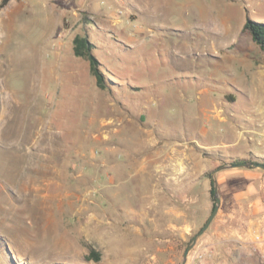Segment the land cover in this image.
<instances>
[{"label":"rangeland","instance_id":"1","mask_svg":"<svg viewBox=\"0 0 264 264\" xmlns=\"http://www.w3.org/2000/svg\"><path fill=\"white\" fill-rule=\"evenodd\" d=\"M249 20L264 23V0H10L0 9V264H144L157 247L114 246L126 232L100 226L108 187L119 190L126 164L152 152L141 145L181 133L204 141L202 107L229 83L262 89L264 48ZM77 35L94 44L104 87L75 55ZM187 242L174 262L155 264H180Z\"/></svg>","mask_w":264,"mask_h":264},{"label":"crops","instance_id":"2","mask_svg":"<svg viewBox=\"0 0 264 264\" xmlns=\"http://www.w3.org/2000/svg\"><path fill=\"white\" fill-rule=\"evenodd\" d=\"M255 69L264 77V56ZM232 83L221 98L202 107L204 141L181 133L160 148L141 145V151L152 152L144 158L137 154L126 164L119 190L108 187L110 213L100 226L126 232L125 238H111L114 246L157 247L144 264L174 262L180 246L203 227L214 208L212 173L223 161L264 162V81L262 89L253 90ZM216 178L221 207L186 264H264V170L226 168ZM115 197L124 205V217L114 208ZM172 248L177 254L167 258Z\"/></svg>","mask_w":264,"mask_h":264},{"label":"trees","instance_id":"3","mask_svg":"<svg viewBox=\"0 0 264 264\" xmlns=\"http://www.w3.org/2000/svg\"><path fill=\"white\" fill-rule=\"evenodd\" d=\"M10 0H1L0 1V9L4 8ZM245 30L249 31L253 39L259 43L263 48H264V23L260 22H254L249 20L245 24ZM74 53L77 57H82L85 58L86 60H89L90 65H91V71L93 75L97 78L98 83L100 84L101 87H104V76L100 70V63L97 60V58L93 55L92 50L94 48V44L89 40L87 36H81L77 35L74 40ZM249 160L245 159H236L234 161L235 164H239L241 162H245ZM258 161V160H256ZM255 161V162H256ZM260 162V161H258ZM211 177V176H209ZM212 196L214 199V206H215V192H214V186L212 188ZM189 242H187L186 245H188ZM89 259L91 261H94L96 263H99L102 261V253L100 251H97L95 249L91 250V254Z\"/></svg>","mask_w":264,"mask_h":264},{"label":"water","instance_id":"4","mask_svg":"<svg viewBox=\"0 0 264 264\" xmlns=\"http://www.w3.org/2000/svg\"><path fill=\"white\" fill-rule=\"evenodd\" d=\"M235 167L259 168V169L264 170V162L245 161V162H241L239 164L232 163L230 165L220 166L219 168L214 170V172L212 173V182H213L214 192H215V206H214L210 216L208 217L207 221L203 225V227L199 230V232H197L192 237L188 247L186 248V250L184 252V257H183V260L180 264H186L188 256L191 253V251L193 250L194 246L196 245L197 240L200 238V236H202L208 230V228L210 227L211 223L213 222V220L217 216V213L221 207V198L219 195V186H218L217 178H216L217 173L223 169L235 168Z\"/></svg>","mask_w":264,"mask_h":264}]
</instances>
